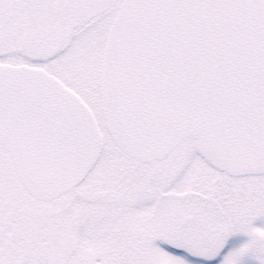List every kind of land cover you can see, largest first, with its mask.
Returning a JSON list of instances; mask_svg holds the SVG:
<instances>
[{"label":"snow or ice","instance_id":"6c2138e0","mask_svg":"<svg viewBox=\"0 0 264 264\" xmlns=\"http://www.w3.org/2000/svg\"><path fill=\"white\" fill-rule=\"evenodd\" d=\"M0 264H264V0H0Z\"/></svg>","mask_w":264,"mask_h":264}]
</instances>
